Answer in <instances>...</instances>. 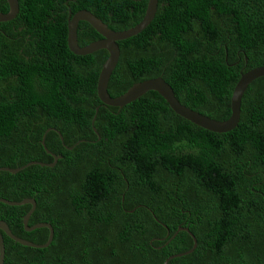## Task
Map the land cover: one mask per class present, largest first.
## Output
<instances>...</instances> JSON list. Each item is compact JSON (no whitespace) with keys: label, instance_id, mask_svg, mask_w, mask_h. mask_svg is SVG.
<instances>
[{"label":"trees","instance_id":"1","mask_svg":"<svg viewBox=\"0 0 264 264\" xmlns=\"http://www.w3.org/2000/svg\"><path fill=\"white\" fill-rule=\"evenodd\" d=\"M147 1L80 7L125 30L142 19ZM49 2L18 0L21 21L12 23L35 37L34 51L20 52L10 21L0 22V166L52 162L41 145L47 128L61 133L63 143L48 131L45 146L62 158L53 167L0 171V198H33L28 225L49 222L54 235L33 248L2 233L3 264H163L193 245L188 232L176 233L180 226L197 245L167 264H264V76L245 90L237 126L222 133L175 114L155 91L121 108L104 105L96 84L107 51L72 53L66 6ZM57 10L64 13L52 17ZM84 27L79 46L101 37ZM117 44L111 97L162 76L183 105L224 120L240 77L228 68L236 51L240 65L247 57L243 72L264 65V0H158L150 24ZM97 106L99 139L91 126ZM81 139L70 150L63 145ZM30 207L0 202V220L16 236L45 243L47 228L23 227Z\"/></svg>","mask_w":264,"mask_h":264},{"label":"water","instance_id":"2","mask_svg":"<svg viewBox=\"0 0 264 264\" xmlns=\"http://www.w3.org/2000/svg\"><path fill=\"white\" fill-rule=\"evenodd\" d=\"M7 4H8V11L5 13L0 12V22H7V21L12 20L16 16L19 10L18 0H7ZM157 4H158V0H148L142 19L136 25L128 29H125V30H112L101 19L96 17L90 11L88 10L78 11L77 13L73 15L71 19H69L67 23V37H66L67 46L69 50L76 55H86V54L93 53L94 51H97L100 49H104L107 51V57L101 66L98 79H97V84H96L97 97L102 104L107 105V106H114V107L121 108L124 105L139 98L144 93L148 91H155L166 101V103L174 111L175 114L190 121L191 123L197 126H200L201 128H204L211 132L222 133V132H227V131L232 130L233 128L237 126L239 119H240V113H241L240 108H241L242 96L245 90L247 89V87L249 86V84L253 80L264 76V65L251 68L245 72H240V77L237 80L235 86L233 87L231 97H230V114L228 118L224 120H217V119L211 118L207 115L199 113L183 105L175 96L174 91L171 88V86L162 78V76L136 82L132 84L125 92H123L122 94L116 97H111L110 94L108 93L107 86H108L109 78L118 62L119 55H120V49H119L117 42L120 40L129 38L131 36H134L138 34L139 32H141L143 29H145L150 24L152 19L154 18V15L157 10ZM79 21L87 22L89 25H91L96 30V32L101 37L97 40L89 42L88 44L79 46L78 41H77V26H78ZM98 108L99 106L95 108V115L91 121L92 130L97 135H98V132L96 128L94 127V120H95ZM50 130H53L58 134L62 143H63V137L61 133L54 128H47L42 136L41 145L43 146L47 154L52 156L53 158L52 162L46 163V162L34 160V161H29L26 164L19 166V167H15V168L0 166V171H7L12 174H15L21 171L22 169L28 166H31V165H39L42 167H53L58 161V159L62 158V155L51 152L45 146V136H46V133ZM98 139H99V135H98ZM84 141L85 140L83 139L78 140V142H76L72 146H67L65 144L63 145L66 149L70 150L76 144L80 142H84ZM0 202L10 205V206H21L25 204H30L31 205L30 209L22 218V224H23L24 229L26 231H32L33 229H36V228H47L49 231L46 242L38 244V243H35V242H32V241L16 236L15 234L12 233L7 223L3 220H0V264H3L4 256H5V245H4V239H3L2 233H4L7 237H9L13 241L21 245L29 246L33 248H45L51 243L53 239V235H54V230H53L52 225L49 222H38L31 226L28 225V220L36 207V203L33 198H23L20 201H13V200L5 199V198H0ZM156 220L160 222L158 219ZM179 230H184L190 234L193 240V245L189 250L185 252L168 256L164 260L163 264H167V262L174 257H180V256L191 253L197 245L196 238L188 230L187 227H181V226L178 227L176 230V233Z\"/></svg>","mask_w":264,"mask_h":264},{"label":"flooded vegetation","instance_id":"3","mask_svg":"<svg viewBox=\"0 0 264 264\" xmlns=\"http://www.w3.org/2000/svg\"><path fill=\"white\" fill-rule=\"evenodd\" d=\"M46 1H50L49 3L51 5H53V6L54 5L60 6V7L61 6H66V11H67V13H66V22L67 23H68L69 19H71L73 17V15L75 13H77L78 11L88 10L87 8L80 7L83 0H46ZM5 7H7V11H8L7 0H0V10L5 8ZM145 9H146V7H145ZM52 11H53V9L50 10V12H52ZM0 12H2V11H0ZM60 13H64V12L61 11V10H57V14H53L52 17H54L56 15L59 16ZM45 17H48V16H45ZM48 19H51V18H48ZM19 20H20V18H18V12H17L16 16L12 20H10V22L8 21L10 23V31L15 35L14 39L17 40V41L19 40V42H18L19 44H20V42H22V45L20 44L21 48H20L19 51L21 52L23 48H26L27 50H30V51L36 50L35 37L31 36L29 33L26 32L27 31L26 27H22L21 25H19L18 28H16V25L13 24V23H15L14 21H19ZM84 22L85 21H79L78 22V26H77V34H78L77 35V41H78V37L80 38V37L83 36L82 33H80V32H81V30H83L86 27V26L84 27ZM0 32L1 33L3 32L1 28H0ZM24 32H26V34H24ZM236 55H237V59L234 62H232L230 65H228V68H231V69L235 68L234 71H236V68H238L239 70H237V71L243 72V69L247 65V57L244 56L243 65H240V62L242 60L241 50H237L236 51ZM32 56H34V55H32ZM226 60H227V57L224 58V61H226Z\"/></svg>","mask_w":264,"mask_h":264}]
</instances>
